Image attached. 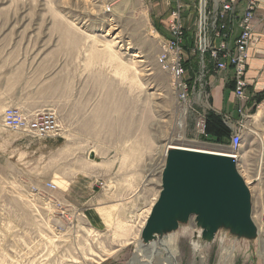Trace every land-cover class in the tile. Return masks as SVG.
<instances>
[{"label":"rangeland","instance_id":"1","mask_svg":"<svg viewBox=\"0 0 264 264\" xmlns=\"http://www.w3.org/2000/svg\"><path fill=\"white\" fill-rule=\"evenodd\" d=\"M152 3L0 0V264H155L162 241L175 264H264V100L237 149L198 132L199 108L179 105L157 63ZM7 108L27 122L53 113L56 131L7 128ZM170 143L237 153L252 230L219 223L209 239L192 213L142 239Z\"/></svg>","mask_w":264,"mask_h":264},{"label":"built area","instance_id":"2","mask_svg":"<svg viewBox=\"0 0 264 264\" xmlns=\"http://www.w3.org/2000/svg\"><path fill=\"white\" fill-rule=\"evenodd\" d=\"M258 0H244L242 9L238 8V0H199V19L196 30L194 52L198 54L201 66L206 60L212 63L215 69L232 70L233 92L237 99L247 101V82L245 73L248 59L249 45L253 40L252 29ZM181 0L171 9L167 30L169 36L162 40L157 63L169 72L171 86L176 93L180 106L188 110L192 107L193 98H202V92H196L186 77L185 49L182 46L184 29L182 26ZM236 20L237 31L231 26ZM201 101V100H200ZM257 105V104H256ZM258 106V105H257ZM245 108H238V123L247 116ZM3 125L13 130H25L32 134L45 136L56 131L57 125L53 113H45L39 121L27 122L19 110L7 108L3 113ZM198 132L206 136L204 117L199 115L196 121ZM242 141L239 128L230 136V144L237 149ZM237 155V153H233ZM235 159V158H234ZM236 160V159H235ZM48 189H55L53 182L45 185Z\"/></svg>","mask_w":264,"mask_h":264},{"label":"water","instance_id":"3","mask_svg":"<svg viewBox=\"0 0 264 264\" xmlns=\"http://www.w3.org/2000/svg\"><path fill=\"white\" fill-rule=\"evenodd\" d=\"M200 150H166L159 193L141 231L144 241L175 229L179 218L192 213L198 215L206 236H212L219 223L239 231L254 228L250 191L236 160L225 152ZM93 158L91 151L89 159Z\"/></svg>","mask_w":264,"mask_h":264},{"label":"crops","instance_id":"4","mask_svg":"<svg viewBox=\"0 0 264 264\" xmlns=\"http://www.w3.org/2000/svg\"><path fill=\"white\" fill-rule=\"evenodd\" d=\"M154 10L152 12V25L154 30L162 37L169 36L167 23L171 9L176 5V0H151ZM182 26L184 39L182 46L186 54V77L193 85L196 92H202V98H193L192 102L199 108V115L205 117L208 112L219 115L223 122L230 128L231 133L238 129L240 118L238 108L243 107L250 111L256 107V97L264 92V0H258L255 11L252 35L253 40L249 45L245 80L247 82L246 93L248 100L245 102L235 97L232 83V70L215 69L206 60L201 66L199 58L194 66L190 53L194 52L196 30L199 19V0H181ZM244 0H238V8L242 9ZM231 26L237 31L236 20ZM201 100V101H200ZM264 100V99H263ZM257 104V105H256ZM223 145V144H222Z\"/></svg>","mask_w":264,"mask_h":264},{"label":"bare ground","instance_id":"5","mask_svg":"<svg viewBox=\"0 0 264 264\" xmlns=\"http://www.w3.org/2000/svg\"><path fill=\"white\" fill-rule=\"evenodd\" d=\"M170 147H177V148H180V149H189V150H192V151H201L200 149H202V148H197V147H188V146H183V145H175V144H172V143H170V144H168V145H166L165 146V150H167L168 148H170ZM203 150H209V149H204L203 148ZM166 152V151H165ZM221 153H224V152H220V154ZM227 155H229V157H231V158H235V159H237V155H235V154H233V153H228V152H225ZM172 234V233H171ZM198 235V234H197ZM167 236V235H166ZM170 236V235H169ZM172 236V235H171ZM170 236V237H171ZM196 236V235H195ZM214 236V234L212 235V237ZM210 234H208L207 235V238H209L210 239ZM168 238V237H167ZM196 238H199L198 236L196 237ZM173 239V238H172ZM157 240V239H156ZM174 240V239H173ZM198 240V239H197ZM197 240H195V241H193V244L195 245V246H197V243H198V241ZM222 240V239H221ZM161 241V240H160ZM172 242H169V241H162V242H160L159 243V245H160V247L161 248H163V250L164 251H161V250H159V249H156V250H154L155 249V246H153V247H151L152 248V252L153 253H151L150 251V253L151 254H157L158 256L155 258L156 259V263L155 264H175V257H176V253H177V251H176V249L173 247V245L171 244ZM141 244V243H140ZM147 246V245H146ZM150 247V246H149ZM147 249V247H141V246H139L138 247V251H140V250H142V252H144L145 253V250ZM150 250V249H149ZM146 251H148V250H146ZM143 253V254H144ZM146 254V253H145ZM152 256H154V255H152ZM136 259H139L138 258V253H136L135 255H134V257H133V260L134 261H136ZM151 264V263H150Z\"/></svg>","mask_w":264,"mask_h":264},{"label":"trees","instance_id":"6","mask_svg":"<svg viewBox=\"0 0 264 264\" xmlns=\"http://www.w3.org/2000/svg\"><path fill=\"white\" fill-rule=\"evenodd\" d=\"M196 67V60L193 62ZM187 62L184 63L186 67ZM264 99V92H262L258 97H256V103H260ZM254 109V108H253ZM205 134L209 141L219 143V144H227L230 143L231 130L230 128L223 122L222 118L213 113L208 112L205 117Z\"/></svg>","mask_w":264,"mask_h":264}]
</instances>
